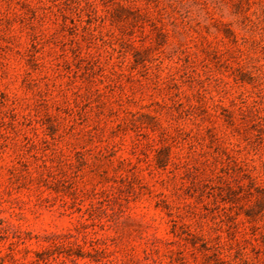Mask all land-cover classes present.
<instances>
[{
	"label": "rangeland",
	"instance_id": "rangeland-1",
	"mask_svg": "<svg viewBox=\"0 0 264 264\" xmlns=\"http://www.w3.org/2000/svg\"><path fill=\"white\" fill-rule=\"evenodd\" d=\"M0 264H264V0H0Z\"/></svg>",
	"mask_w": 264,
	"mask_h": 264
}]
</instances>
